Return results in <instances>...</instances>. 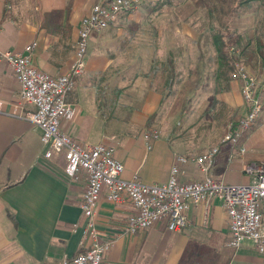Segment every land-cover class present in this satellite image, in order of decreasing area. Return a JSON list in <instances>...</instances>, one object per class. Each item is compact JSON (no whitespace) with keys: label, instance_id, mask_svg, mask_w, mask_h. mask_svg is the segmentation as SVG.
<instances>
[{"label":"crops","instance_id":"0c3cea01","mask_svg":"<svg viewBox=\"0 0 264 264\" xmlns=\"http://www.w3.org/2000/svg\"><path fill=\"white\" fill-rule=\"evenodd\" d=\"M95 1L0 0V48L21 51L25 44L35 40L34 64L52 75L63 74L70 65L75 46L71 49L63 37L66 25L72 24L69 18L81 14L73 25L76 41L80 18ZM245 1L253 7L257 0ZM153 13L143 4L141 8L139 5L133 10L122 11L100 31L97 39L92 40L87 53L86 76L79 79L77 84L80 87L67 95L66 101L73 108V114L60 122L61 129L81 143L113 145L115 157L124 165L122 176L128 178L136 172L144 183H161L154 178L143 180L140 172L153 154V145L147 148L144 137L143 142L127 138L122 146L114 142L113 132L95 141L89 139L96 125L103 123L102 111H108L111 120L116 119L117 122L113 111L118 114L115 107L118 93L107 88L106 82L121 78L125 71L123 67L138 66L140 60L147 61L155 55L157 46L141 39L142 34L158 28ZM246 15L254 19L253 10ZM248 72L258 78L264 76V70ZM19 89L12 68L1 61L0 99L3 108L11 111L17 106V112L24 114L33 107L19 104ZM148 96L147 102L139 106L146 111L145 117L158 114L161 103V93L150 91ZM260 99L263 109L264 90ZM237 105L239 116H242L246 109L243 100L240 99ZM148 123L138 125L144 126V131L155 128L151 121ZM169 124L181 123L170 120ZM259 127L243 137L250 148V159H235L231 148L219 154L220 146L214 145L218 148L217 158H214L208 173L234 183L237 181L229 179L233 175L231 166L243 171L248 161H264L258 157L264 149ZM40 135L41 129L27 119L0 112V264H46L84 250L81 241L84 217L80 201L86 173L79 171L75 176L67 175L62 154L55 153L46 158ZM240 148L247 152L243 143ZM180 152L170 151L169 170L175 155L182 154ZM203 175L192 162L180 167V179L183 181L200 179ZM133 211L128 199L112 202L104 195L100 197L95 220L101 238L112 239V245L104 255L105 264H264V257L251 241H244L238 248L227 245L228 216L218 197L191 205L187 210L188 224L177 231L169 230L164 221H158L134 234H123L126 219Z\"/></svg>","mask_w":264,"mask_h":264},{"label":"built area","instance_id":"2783aa9c","mask_svg":"<svg viewBox=\"0 0 264 264\" xmlns=\"http://www.w3.org/2000/svg\"><path fill=\"white\" fill-rule=\"evenodd\" d=\"M141 0H97L80 18L73 58L65 73L52 75L39 69L33 62L37 42L32 40L21 51L0 48V62L10 65L19 83V104L33 109L19 114L17 106L11 111L0 112L25 118L41 129L40 140L43 155L64 157V172L75 176L86 173L80 208L84 217L82 244L84 250L59 261L46 264H105L104 255L112 245L111 238H101L95 220L99 199L104 195L112 202L130 200L134 209L123 226L122 233L134 234L158 221H164L169 230L184 228L189 220L187 210L191 205L207 202L211 197L221 199L228 216L229 238L227 245L238 248L249 240L264 257V161H248L243 171L250 175L248 183H226L208 173L218 148L188 157L177 154L171 164L169 176L161 183H144L135 172L130 177L122 176L124 165L114 155V146L106 143L84 144L64 132L61 119L70 117L73 108L66 101V94L74 85V78L82 75L87 65V42L92 30H101L111 24L122 11L138 8ZM231 76L240 81V92L246 111L238 123L229 122L224 141L235 143L242 133L255 121L262 109L260 94L264 90V76L251 75L244 62L233 60ZM147 148L151 137L157 132H145ZM244 148H242L243 150ZM192 162L204 174L202 178L183 181L181 165Z\"/></svg>","mask_w":264,"mask_h":264},{"label":"rangeland","instance_id":"374dc122","mask_svg":"<svg viewBox=\"0 0 264 264\" xmlns=\"http://www.w3.org/2000/svg\"><path fill=\"white\" fill-rule=\"evenodd\" d=\"M248 2L141 0L140 8L143 4L152 9L157 19V30L142 34L141 38L157 46L155 55L153 54L150 60H140L138 66L123 67L125 71L121 78L106 82L107 88L118 93L115 98L118 114L115 115L116 111H113L118 123L116 119L111 120L108 111H102L103 123L96 125L89 141H95L101 136H110L113 132L114 142L122 146L127 138L143 142L145 132L156 131L157 137L150 139L153 145L151 159H147L140 170L143 180L147 179L145 181H151L148 178L161 182L167 180L171 162L170 151L173 150L191 157L219 145V154L231 148L232 157L235 159H250V148L243 137L260 126V141H264V124H260L264 123V107L237 142L232 144L223 140L226 126L233 117L239 116L237 104L240 99L243 100L240 81L231 76L234 56L244 62L249 71L264 70V57L261 54L264 53V0L255 1L253 7L249 6ZM252 10L254 19L253 16L246 15ZM80 16L81 14L70 17L72 24L66 25L63 33L71 49L76 37L73 25ZM226 29L239 36L238 45H230L224 32ZM101 30L91 31L87 53L92 40L98 38ZM218 31H223L225 51L215 47L214 37ZM85 74L86 70L74 78V87L66 94V100L67 95L80 87L77 83L79 79L85 78ZM150 91L161 93V103L157 109L158 114L145 117L146 111L139 106L147 102ZM243 103L246 106L244 100ZM143 107L145 108V105ZM170 120L181 124H169ZM150 121L151 125L155 124V128L152 127L151 130L144 131V126L138 125L143 122L149 124ZM191 138L194 139L189 142ZM242 143L246 145L247 152L245 148H240ZM258 157L264 160V149ZM231 167L233 175L229 179L237 181L234 183L250 181L248 173L240 171L237 166Z\"/></svg>","mask_w":264,"mask_h":264},{"label":"trees","instance_id":"16d2710c","mask_svg":"<svg viewBox=\"0 0 264 264\" xmlns=\"http://www.w3.org/2000/svg\"><path fill=\"white\" fill-rule=\"evenodd\" d=\"M222 32L218 31L217 35L214 37V44H215V47H217L220 51H225V50H223V46L225 45V43H224V41L222 39L223 38ZM224 32H226L225 35L227 36L230 45H238L237 43H238L239 36L237 34H234L229 29H226ZM261 54L264 57V53L261 52ZM234 59H237V56H234ZM170 67L173 68V64L172 63H170ZM232 69H233V66H232ZM245 111H246V109H245ZM240 117L241 116L236 115L235 118L233 117L232 120H230V121L233 124H236V123H238V120L240 119Z\"/></svg>","mask_w":264,"mask_h":264}]
</instances>
